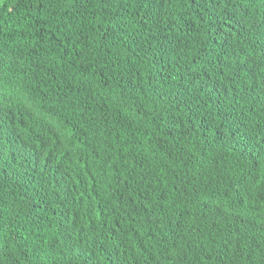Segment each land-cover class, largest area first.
<instances>
[{
    "label": "trees",
    "instance_id": "16d2710c",
    "mask_svg": "<svg viewBox=\"0 0 264 264\" xmlns=\"http://www.w3.org/2000/svg\"><path fill=\"white\" fill-rule=\"evenodd\" d=\"M0 264H264V0H0Z\"/></svg>",
    "mask_w": 264,
    "mask_h": 264
}]
</instances>
